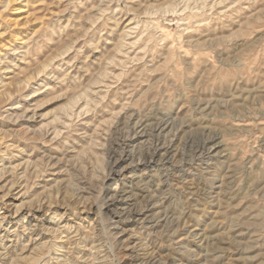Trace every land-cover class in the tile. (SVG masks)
<instances>
[{"label":"clouds","instance_id":"1","mask_svg":"<svg viewBox=\"0 0 264 264\" xmlns=\"http://www.w3.org/2000/svg\"><path fill=\"white\" fill-rule=\"evenodd\" d=\"M42 2L60 11L9 51L47 61L67 44L71 54L49 61L38 87L49 102H80L64 114V134L47 141L61 177L51 200L26 199L8 213L29 209L16 224L0 214V264H264V0H223L220 26L244 35L219 49L203 33L186 35L199 26L185 17H146L143 0ZM89 15L97 19L78 28ZM9 70L0 60V73ZM22 179L5 181L0 205L18 184L27 197ZM218 200L234 210L231 238L219 251L180 243ZM137 213L143 219L126 233ZM42 225L59 231L38 254Z\"/></svg>","mask_w":264,"mask_h":264},{"label":"rangeland","instance_id":"2","mask_svg":"<svg viewBox=\"0 0 264 264\" xmlns=\"http://www.w3.org/2000/svg\"><path fill=\"white\" fill-rule=\"evenodd\" d=\"M143 2L146 17L171 18L177 23H179L178 17H185L190 25L195 23L199 26V31L189 28L186 35L196 39L203 33L204 39H215L217 49L226 42L244 35L242 32L237 33L235 29L229 32L228 29L220 26L224 21L219 20L216 14L223 15V0H183V8L178 7L181 0H143ZM214 5H220V7ZM59 11L60 9L53 5L45 12L42 0H27V2L25 0H0V52L6 53V58L0 56V60H4L10 66L9 71L0 73V117H6L0 119V176L5 177L4 180H0V187L14 175L29 177L28 180L22 179L20 184H31L27 197L21 195L24 189L19 184L11 188L12 194L8 195L4 203L0 205V214L5 216H8L10 210L18 207L26 199L39 200L47 197L51 200L54 195L51 191L52 185L61 178L56 169L49 168L52 158L57 156V151L47 141L51 140L55 144L57 139L64 134V127L67 123L64 114L71 113L74 106L80 102V97L73 96L49 102L50 97L39 89L38 84L46 79L45 73L50 68L49 61L58 62L57 57L60 56L67 59V55L71 54V49L65 54L64 49L68 48V45L64 44L54 50H49L47 61L39 60L38 62L30 59L17 60L19 53L9 51V45L15 49L20 41L33 37L39 32L47 17ZM104 11L106 10L99 9L98 15ZM205 12H208L212 18L204 17ZM201 17L208 19L207 25L203 23ZM96 19L97 17L90 15L82 16L77 22V27L91 25ZM167 34L169 37L172 36L170 31ZM28 100L32 102L28 103ZM21 116L27 118L21 119ZM8 169L11 171L5 175ZM45 189L48 191L45 192ZM0 195H3L2 191ZM124 210L128 211V209ZM159 210V205H156L152 212L153 219L158 215ZM207 211L210 218L203 222L202 227L194 225L182 236H178L180 243L203 241L202 246H205L206 251H219L223 243L231 238L233 225L229 218L235 219V215L227 202L218 200ZM28 214L29 209L24 208L20 216H8V219L10 223L16 224L22 222V218L27 217ZM129 219L131 223L125 230L126 233L134 231L135 224L143 217L137 213L135 218L130 217ZM32 222L34 221L29 217L27 223ZM160 223L167 230L169 225ZM41 227L43 238L38 254L46 247L44 240L48 233L59 231L58 225H42ZM193 231L196 235L192 234ZM192 254V248H184V255L191 256Z\"/></svg>","mask_w":264,"mask_h":264}]
</instances>
